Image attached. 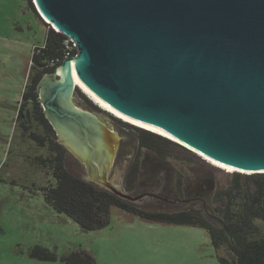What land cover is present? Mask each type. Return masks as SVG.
Instances as JSON below:
<instances>
[{"label": "water", "instance_id": "obj_1", "mask_svg": "<svg viewBox=\"0 0 264 264\" xmlns=\"http://www.w3.org/2000/svg\"><path fill=\"white\" fill-rule=\"evenodd\" d=\"M33 3L76 49L53 72L58 81L44 76L38 84L45 117L63 143L107 165L116 143L70 105L74 62L79 81L122 116L213 162L264 174V0Z\"/></svg>", "mask_w": 264, "mask_h": 264}, {"label": "rangeland", "instance_id": "obj_2", "mask_svg": "<svg viewBox=\"0 0 264 264\" xmlns=\"http://www.w3.org/2000/svg\"><path fill=\"white\" fill-rule=\"evenodd\" d=\"M49 28L53 30L40 17L33 0H0V264H62V255L76 250L90 253L96 264H220L208 233L202 229L151 223L112 208L106 228L84 232L45 202L42 188L55 183L48 172L38 169L31 161L45 157L50 145L44 142L42 147L22 136L15 123L31 56L44 45ZM44 80L54 83L58 77L50 73ZM40 90L44 91V86H38V95ZM79 94L92 107L85 104ZM70 102L72 108L92 119L100 132H107L116 143L113 159L107 165L63 143L51 124L53 142L66 151V170L100 190L110 192L106 189L108 184L120 191L130 168V157H134V162L141 159L139 189L153 192L158 200L144 197L136 204L127 201L136 207L146 211L187 209L193 199L190 192L212 180L208 166L216 168L214 180L220 187L227 186L229 175L235 173L217 168L197 154L191 157L166 149L161 156L141 147L138 138L125 127V124L134 125L103 111L76 87ZM32 131L44 136L37 128ZM78 138H81L79 132ZM86 138L92 142L93 136ZM179 198L181 202H177ZM197 203L200 208L201 202ZM34 247L54 252L57 260L30 259L28 254ZM225 257L231 259L230 255Z\"/></svg>", "mask_w": 264, "mask_h": 264}, {"label": "trees", "instance_id": "obj_3", "mask_svg": "<svg viewBox=\"0 0 264 264\" xmlns=\"http://www.w3.org/2000/svg\"><path fill=\"white\" fill-rule=\"evenodd\" d=\"M67 38L48 29L42 47L30 59L27 82L24 86L16 128L24 137L43 147L47 142V155L31 161L38 169L51 176L55 185L42 188L45 202L58 214L65 215L84 232L100 231L109 225V215L116 208L141 220L175 226H187L206 231L220 264H264V174L229 175L228 185L220 187L214 180L216 168L208 166L212 180L199 184L190 192L189 207L180 211H146L122 200L106 190L74 177L65 168L66 151L51 138L48 123L38 96V84L47 74L53 73L66 57L64 41ZM72 57L76 55L73 51ZM52 62L54 64H52ZM85 104H92L81 94ZM145 149L161 154L166 149L197 157L196 154L162 136L125 124ZM37 128L44 136L36 135ZM141 159H136L126 175L127 190L132 191L140 173ZM180 184H178V191ZM192 193V194H191ZM201 202L198 207L197 202ZM29 257L39 262H55L56 254L48 249L34 247ZM226 255H230L229 260ZM62 264H96L94 257L84 251L68 252L61 257Z\"/></svg>", "mask_w": 264, "mask_h": 264}, {"label": "bare ground", "instance_id": "obj_4", "mask_svg": "<svg viewBox=\"0 0 264 264\" xmlns=\"http://www.w3.org/2000/svg\"><path fill=\"white\" fill-rule=\"evenodd\" d=\"M45 23L48 21L44 20ZM71 71H72V76H73V82L76 88H78L84 95H86L91 102H93L96 106H98L100 109H102L103 111L107 112L108 114H110L111 116H114L115 118L122 120L124 122H127L129 124H132L138 128H141L143 130L152 132L158 136H162L163 138H167L170 140H173L174 142H177L175 139H173L171 136H169L168 134H166L165 132L159 130L158 128H155L153 126L126 118L124 116H122L121 114H119L118 112H116L115 110H113L112 108H110L109 106H107L105 103H103L99 98H97L92 92H90L77 78V76L74 73V62L71 63ZM57 73L60 74V71H57ZM204 160H206L207 162H209L211 165L217 167V168H221V169H226L228 171H234V172H240L243 173L240 170H235L233 168L221 165L219 163L213 162L203 156H201Z\"/></svg>", "mask_w": 264, "mask_h": 264}, {"label": "flooded vegetation", "instance_id": "obj_5", "mask_svg": "<svg viewBox=\"0 0 264 264\" xmlns=\"http://www.w3.org/2000/svg\"><path fill=\"white\" fill-rule=\"evenodd\" d=\"M58 146V145H57ZM133 159H134V157L133 156H131L130 157V162H131V164H130V166L134 163V161H133ZM136 160V159H135ZM126 175H127V173L125 174V176H124V188H123V192L124 193H126V194H128V193H130V195L129 196H131L132 198H137L138 199V201L139 200H143V198L145 197V199L146 198H150V199H155V200H158V196H155V194L152 192V193H146V192H142V191H140V189H139V182H138V177H137V180H136V183H135V185H134V189L133 190H137V192H133V190L132 191H128L127 190V185H126ZM177 187H178V185H177ZM177 190H178V188H177ZM128 192V193H127ZM137 201V202H138ZM182 201V199H177V202H181ZM136 201L135 202H133V204H136L137 203Z\"/></svg>", "mask_w": 264, "mask_h": 264}, {"label": "built area", "instance_id": "obj_6", "mask_svg": "<svg viewBox=\"0 0 264 264\" xmlns=\"http://www.w3.org/2000/svg\"><path fill=\"white\" fill-rule=\"evenodd\" d=\"M50 26V25H49ZM52 27V26H51ZM55 32H57L58 33V31L56 30V29H53ZM64 46H65V48L67 49V53H66V57L68 58V57H72V52L73 51H76V49H75V46H74V43L70 40V39H66L65 41H64ZM52 64H54L53 62H52ZM57 69V68H56Z\"/></svg>", "mask_w": 264, "mask_h": 264}]
</instances>
